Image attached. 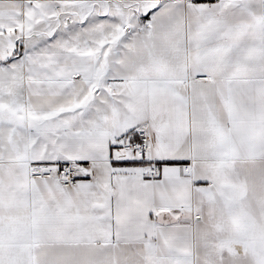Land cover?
Returning a JSON list of instances; mask_svg holds the SVG:
<instances>
[{
    "label": "snow or ice",
    "instance_id": "1",
    "mask_svg": "<svg viewBox=\"0 0 264 264\" xmlns=\"http://www.w3.org/2000/svg\"><path fill=\"white\" fill-rule=\"evenodd\" d=\"M0 264H264V0H0Z\"/></svg>",
    "mask_w": 264,
    "mask_h": 264
}]
</instances>
